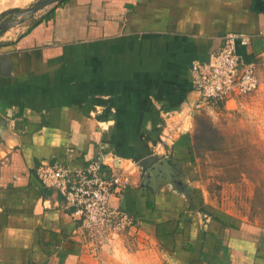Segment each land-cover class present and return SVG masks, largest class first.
<instances>
[{
  "label": "crops",
  "instance_id": "obj_1",
  "mask_svg": "<svg viewBox=\"0 0 264 264\" xmlns=\"http://www.w3.org/2000/svg\"><path fill=\"white\" fill-rule=\"evenodd\" d=\"M33 19L0 35V264H264V226L203 210L189 138L202 110L192 63L229 33L250 37L243 58L264 56V0H62ZM107 154L138 163L111 197L135 243L96 258L35 168ZM166 158L170 176L148 177Z\"/></svg>",
  "mask_w": 264,
  "mask_h": 264
},
{
  "label": "built area",
  "instance_id": "obj_2",
  "mask_svg": "<svg viewBox=\"0 0 264 264\" xmlns=\"http://www.w3.org/2000/svg\"><path fill=\"white\" fill-rule=\"evenodd\" d=\"M250 40L244 34H226L207 62L192 63V86L200 98L199 108L214 109L216 103L237 100L257 89L259 79L254 62H246L237 51L247 47ZM187 116L190 117V111ZM179 130L171 129L161 135L152 154L158 155V149L170 140L171 132ZM132 167H138V163L107 154L93 158L79 169L62 163L35 168L38 180L57 190L80 222L86 251L92 257L99 258L105 247L118 242L135 227L134 218L111 203L113 195L121 196L131 187Z\"/></svg>",
  "mask_w": 264,
  "mask_h": 264
},
{
  "label": "rangeland",
  "instance_id": "obj_3",
  "mask_svg": "<svg viewBox=\"0 0 264 264\" xmlns=\"http://www.w3.org/2000/svg\"><path fill=\"white\" fill-rule=\"evenodd\" d=\"M37 1L0 0V13L22 10ZM6 18L9 19L6 16L2 20ZM252 61L259 79L257 89L239 97L229 109L202 108L189 130V138L198 174L195 184L207 201L203 210L264 226V56ZM134 237L130 231L121 237L128 250H134Z\"/></svg>",
  "mask_w": 264,
  "mask_h": 264
},
{
  "label": "water",
  "instance_id": "obj_4",
  "mask_svg": "<svg viewBox=\"0 0 264 264\" xmlns=\"http://www.w3.org/2000/svg\"><path fill=\"white\" fill-rule=\"evenodd\" d=\"M62 0H39L28 8L17 10L10 9L0 13V35L5 31L14 28L18 25L23 24L27 20L33 18L38 12L46 9L49 6L57 4ZM8 16V18L2 20L4 17ZM2 20V21H1ZM3 127V119L0 117V131ZM171 159H164L158 163H156L148 172V177H152L156 175L158 172H164L165 174L170 176L171 167L175 166ZM145 184V180L143 183Z\"/></svg>",
  "mask_w": 264,
  "mask_h": 264
},
{
  "label": "trees",
  "instance_id": "obj_5",
  "mask_svg": "<svg viewBox=\"0 0 264 264\" xmlns=\"http://www.w3.org/2000/svg\"><path fill=\"white\" fill-rule=\"evenodd\" d=\"M244 60H245L246 62H251V61H249L248 59H245V58H244ZM222 105H223L222 103H216V104H215V108H222ZM190 149H191V148H190Z\"/></svg>",
  "mask_w": 264,
  "mask_h": 264
}]
</instances>
